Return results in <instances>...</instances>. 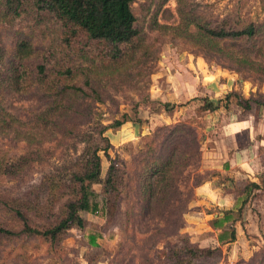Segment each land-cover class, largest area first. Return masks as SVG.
I'll use <instances>...</instances> for the list:
<instances>
[{
  "label": "rangeland",
  "instance_id": "374dc122",
  "mask_svg": "<svg viewBox=\"0 0 264 264\" xmlns=\"http://www.w3.org/2000/svg\"><path fill=\"white\" fill-rule=\"evenodd\" d=\"M180 7L212 20L240 16L245 22L264 23V0H134L133 10L143 39L141 49L122 68L107 71L101 60L91 55L74 54L72 49L58 48L56 30L51 24L39 23L28 15L0 19L1 47L11 46L14 33H22L33 41L37 55L50 59L52 66L72 67L76 72L71 78L74 84L82 85L90 79L102 100L98 102L81 96L75 102L77 112L57 129V136L52 137L46 133L50 130H40L39 120H32L45 114L50 102L51 98L43 87L6 96L1 102L2 112L9 113L20 125L13 126L14 122L6 115L0 125V164L3 166L0 171V201L20 206L39 223L57 217L73 196L70 180L82 166L86 152L91 148H105L108 145L106 139L110 148L109 156L100 153L102 178H107L111 165L117 171L116 190L109 188L106 194L103 185L92 186L95 196L91 200L97 203L98 212L82 211L86 225L84 228H72L61 248L53 251L41 238L4 239L0 244V264H143L146 258L154 264H231L223 259L221 252L197 258L182 256L177 259L171 255V249L179 250L185 246V239L191 243L184 230L189 207L184 213L182 227L172 226L165 231L157 247L147 245L142 251L137 249V245L149 236L146 231L151 220L147 215L140 217V201L135 198L139 194L131 191L135 184L130 182V177L137 174L138 161L152 134L160 126L184 122L203 137L202 149L209 142L208 138L219 136L213 121L209 120L210 112L199 111L204 104L199 98L183 103L168 102L174 107L171 120L164 111V103L159 96L179 76V63L186 60V56L198 57L200 67L205 70L206 81H213L209 72L219 69L242 80L240 86H244V82L250 83L254 92L249 98L264 100V79L238 73L210 47H204L196 40L199 32L195 26L183 22ZM180 27L183 29L178 30ZM225 100L224 97V105ZM232 100L234 103L241 101L243 105L248 101L243 91L240 96L233 95ZM135 109L140 112L143 122L134 126L133 122L127 121L121 127L110 128L116 120H123L126 114L135 120ZM201 166L202 161L193 176L203 182L208 172L202 173ZM47 177L62 184L57 195L49 194ZM36 213L40 214L39 217ZM0 222H7L14 230L20 228L15 216L1 206ZM92 237H95L96 244L91 243ZM244 260L233 264H244Z\"/></svg>",
  "mask_w": 264,
  "mask_h": 264
},
{
  "label": "trees",
  "instance_id": "16d2710c",
  "mask_svg": "<svg viewBox=\"0 0 264 264\" xmlns=\"http://www.w3.org/2000/svg\"><path fill=\"white\" fill-rule=\"evenodd\" d=\"M133 2L134 0H0V19L28 15L39 23L51 24L56 30L58 48L72 49L74 54L91 55L92 58L101 60L105 70L110 71L125 66L128 59H132L135 52L141 49L140 42L143 39ZM179 12L186 25L195 26L199 32L196 40L204 47H210L228 65L234 66L238 73L264 79V23L245 22L240 16L212 20L188 11L185 7H180ZM181 29L183 28H178ZM50 65L51 60L39 57L33 41L20 32L14 33L11 46H0V125L5 121L4 115L11 118L13 126L20 125L9 113L2 112V100L8 95L24 94L36 87H43L51 99L45 114L32 120H39L40 130H50L51 132L46 133H50L52 137L57 136V129L64 126L77 112L75 102L81 96L102 101L90 79L82 85L74 84L71 78L76 72L72 67L63 69L60 64ZM226 99L229 100V97ZM255 100L264 107V100ZM203 102L200 112L216 109L210 99L206 98ZM163 106L164 111L171 115L174 107L168 103ZM135 114V120L126 114L123 120H116L110 128L121 127L127 121L133 122L134 126L139 125L144 120L138 109H135ZM105 141L108 142L105 148H91L86 152L82 166L70 180L73 196L67 200L57 217L47 218L46 222L39 223L20 206L0 201V206L15 216L20 224V228L14 230L7 222H0V244L4 239L41 238L49 244L51 250L57 251L72 228H84L86 220L81 212H98L97 203L91 200L95 196L92 186L103 185L106 194L109 193V188L116 190L117 171L113 165L109 168L107 178H102L103 160L100 153L104 152L109 156L110 148L109 140ZM202 142L203 137L198 131L184 122L158 127L147 141L138 161L137 174L130 177V182L135 184L131 191H138L139 194L135 198L140 201V217L147 215L152 223L146 231L149 236L137 245L140 251L147 245L157 247L165 236L164 232L172 229V226L182 227L184 213L195 199L196 186L201 183L193 176V172L202 161ZM2 169L0 164V171ZM46 182L50 188L49 194L52 195H57L63 187L49 177ZM128 186L130 187V183ZM259 188L260 184L251 183L243 191L247 194L243 203L247 202L253 189ZM107 202L109 203V199ZM39 215L36 213L37 217ZM226 218L230 219L229 212H226ZM91 241L96 244L95 237ZM137 242L135 239V243ZM184 243L185 246L179 250L171 249V255L177 259L182 256L197 258L211 257L220 252V249L194 245L189 239H185ZM243 262L264 264V246L254 253L250 261ZM143 264L154 263L146 258Z\"/></svg>",
  "mask_w": 264,
  "mask_h": 264
},
{
  "label": "crops",
  "instance_id": "0c3cea01",
  "mask_svg": "<svg viewBox=\"0 0 264 264\" xmlns=\"http://www.w3.org/2000/svg\"><path fill=\"white\" fill-rule=\"evenodd\" d=\"M179 66V76L161 92L160 100L183 103L210 99L216 109L205 112H210L209 120L219 135L208 138L211 146L208 142L202 149L201 172L209 175L195 188L196 197L185 215L184 230L191 243L220 249L223 259L231 264L249 260L264 246V107L249 98L254 92L250 83L240 86L242 80L234 75L213 69L209 72L213 81H206L198 57L186 56ZM168 76L171 77L169 73ZM242 91L248 99L246 107L241 101H231L233 95L240 96ZM224 97H229L225 105ZM168 116L171 120L172 115ZM251 183L260 184L261 188L249 192L252 195L244 204L247 194L243 191Z\"/></svg>",
  "mask_w": 264,
  "mask_h": 264
}]
</instances>
